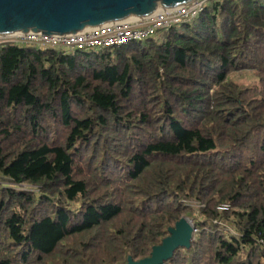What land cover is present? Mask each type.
<instances>
[{
    "label": "trees",
    "instance_id": "obj_1",
    "mask_svg": "<svg viewBox=\"0 0 264 264\" xmlns=\"http://www.w3.org/2000/svg\"><path fill=\"white\" fill-rule=\"evenodd\" d=\"M181 217L167 264H264V0L121 47L0 46V264L138 261Z\"/></svg>",
    "mask_w": 264,
    "mask_h": 264
},
{
    "label": "water",
    "instance_id": "obj_2",
    "mask_svg": "<svg viewBox=\"0 0 264 264\" xmlns=\"http://www.w3.org/2000/svg\"><path fill=\"white\" fill-rule=\"evenodd\" d=\"M194 0H0V35L14 32L75 33L86 27L145 17L158 8H171ZM149 257L126 264H167L179 248H190L196 228L181 217Z\"/></svg>",
    "mask_w": 264,
    "mask_h": 264
},
{
    "label": "built area",
    "instance_id": "obj_3",
    "mask_svg": "<svg viewBox=\"0 0 264 264\" xmlns=\"http://www.w3.org/2000/svg\"><path fill=\"white\" fill-rule=\"evenodd\" d=\"M208 0H194L171 8H161L145 17L104 23L86 27L75 33L44 34L41 32H14L0 35V46L17 43L40 48H64L71 50H101L121 47L131 42L144 41L160 29L190 22L204 9ZM227 205L221 207L226 209ZM231 230V229H230ZM232 233H235L231 230ZM264 245V240L260 239Z\"/></svg>",
    "mask_w": 264,
    "mask_h": 264
},
{
    "label": "rangeland",
    "instance_id": "obj_4",
    "mask_svg": "<svg viewBox=\"0 0 264 264\" xmlns=\"http://www.w3.org/2000/svg\"><path fill=\"white\" fill-rule=\"evenodd\" d=\"M238 80H240L242 83H250V82H253V79H249V78H246V77H244V76H242V77H239L238 78ZM255 81V80H254ZM19 189H21V190H23V191H33V190H35V188L34 187H29V186H27V185H19V186H17ZM189 220H191V219H189ZM191 222H193L192 220H191Z\"/></svg>",
    "mask_w": 264,
    "mask_h": 264
},
{
    "label": "bare ground",
    "instance_id": "obj_5",
    "mask_svg": "<svg viewBox=\"0 0 264 264\" xmlns=\"http://www.w3.org/2000/svg\"><path fill=\"white\" fill-rule=\"evenodd\" d=\"M158 9H161V8H158ZM129 19V18H128Z\"/></svg>",
    "mask_w": 264,
    "mask_h": 264
}]
</instances>
